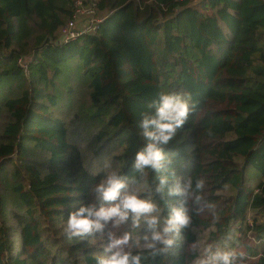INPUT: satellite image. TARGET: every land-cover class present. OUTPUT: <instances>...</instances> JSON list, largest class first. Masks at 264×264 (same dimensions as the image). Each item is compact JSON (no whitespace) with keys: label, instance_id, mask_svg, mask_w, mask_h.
<instances>
[{"label":"trees","instance_id":"trees-1","mask_svg":"<svg viewBox=\"0 0 264 264\" xmlns=\"http://www.w3.org/2000/svg\"><path fill=\"white\" fill-rule=\"evenodd\" d=\"M91 1L107 12L98 32L64 42L58 33L76 0H0V215L8 222L0 264H99L109 233L125 232L142 264H195L209 245L244 246L247 264H264V0ZM73 63L84 79L67 93L88 97L104 123L102 148L121 151L114 171L156 202L161 220L183 197L156 193L159 175L169 186L191 177L193 190L205 180L202 200L185 203L191 224L156 256L141 248L146 231L131 217L80 237L63 231L81 205L101 206L94 189L108 174L90 169L72 123L55 110L56 78ZM162 89L191 94L193 110L163 146L167 170L134 172L145 143L137 122ZM36 149L50 151L41 166L26 158Z\"/></svg>","mask_w":264,"mask_h":264},{"label":"clouds","instance_id":"clouds-1","mask_svg":"<svg viewBox=\"0 0 264 264\" xmlns=\"http://www.w3.org/2000/svg\"><path fill=\"white\" fill-rule=\"evenodd\" d=\"M191 94L162 89L158 99L153 101L154 112L142 114V119L137 122L141 137L145 143L136 152L133 165L134 172L145 173L150 169L155 173H163L171 164V158L165 153L163 146L168 145L177 135L180 128L188 120L194 105L190 103ZM175 175V174H173ZM169 176L159 175L156 193L163 194L167 188L169 195L183 197L179 206H172L166 219L161 220L158 206L154 200L142 196L138 188L129 189L127 182L118 172L111 171L101 178L95 186L98 198L103 202L100 207L81 205L71 212L64 222L63 231L71 237H80L96 231H102L110 222L113 226L126 223L132 219V227L139 228L141 222L147 223L151 230L150 235L145 234L141 245L143 250H148L150 255L156 256L166 249L157 245H171L173 235L179 236L180 230L191 224L192 217L185 203L188 199L195 198L199 203L202 196L199 194L205 187V180H196L193 190L192 178L181 186L177 179L169 186ZM210 207H214L209 205ZM214 219H219L213 214ZM109 243L105 251L110 255L98 256L99 264H142V252L132 254L125 246L132 239L130 232L123 235L109 233ZM195 248V245H193ZM247 253L243 250L215 248L209 245L204 248L195 264H247Z\"/></svg>","mask_w":264,"mask_h":264},{"label":"rangeland","instance_id":"rangeland-1","mask_svg":"<svg viewBox=\"0 0 264 264\" xmlns=\"http://www.w3.org/2000/svg\"><path fill=\"white\" fill-rule=\"evenodd\" d=\"M84 1L86 4H90L91 0H81ZM107 14L106 11H98L96 16H105ZM222 16L225 17L223 12L221 13ZM223 17V18H224ZM92 21V17L88 15L81 16L78 21V26L88 25ZM58 38L61 39L60 32L58 33ZM76 62V61H74ZM75 63L66 67L65 72L58 78L56 81L58 83L57 88V95L58 100L60 101V105H62L59 109H55L57 112H61L63 116H66V119L72 123L74 128L75 134L73 139L78 142L83 148L86 153L89 154L88 166L93 171H98L101 169H105L107 173L117 170L121 166L118 162H121L120 158L117 157V153L121 151H117L116 146L109 147V149H103L102 143L104 134H101L99 128H101L104 123L97 117L94 116V108H92V104L89 103L88 97L84 94L75 93V92H68V87L70 85L76 86L78 80H83L80 74L79 66L74 65ZM84 73V72H83ZM86 81H84L85 83ZM76 114V115H75ZM33 144H31L32 146ZM34 146V145H33ZM38 153L34 155L33 153H29L26 158L32 160L34 163L38 165H42V161H46L48 156L50 155L49 150H43V152L39 149H36ZM40 155V157H38ZM18 154L15 152L12 157L17 159ZM29 156V157H28ZM20 163V162H18ZM46 163V162H45ZM13 165V164H12ZM10 165V166H12ZM9 167V166H8ZM2 184V183H0ZM129 189L138 188L136 184L128 183ZM139 189V188H138ZM14 201V200H13ZM0 225H3L5 229L8 225V222L0 215ZM141 230H145L143 235L149 234L150 229L147 226V223L142 221ZM248 240V239H247ZM251 239H249L250 241ZM244 246L237 247L236 250H243Z\"/></svg>","mask_w":264,"mask_h":264},{"label":"built area","instance_id":"built-area-1","mask_svg":"<svg viewBox=\"0 0 264 264\" xmlns=\"http://www.w3.org/2000/svg\"><path fill=\"white\" fill-rule=\"evenodd\" d=\"M99 10H97L95 3L92 1L90 4H86L84 1L76 0V9L73 16L63 24L60 29L61 39L59 41H69L83 35L85 33H97L99 30L100 23L105 16H96ZM88 15L92 17V21L88 25L78 26V19L83 16ZM21 65L27 70L28 60L21 58ZM249 222L253 223V219L250 218Z\"/></svg>","mask_w":264,"mask_h":264},{"label":"water","instance_id":"water-1","mask_svg":"<svg viewBox=\"0 0 264 264\" xmlns=\"http://www.w3.org/2000/svg\"><path fill=\"white\" fill-rule=\"evenodd\" d=\"M202 1H203V0H192V1L189 2L184 8L195 6V5L199 4V3L202 2Z\"/></svg>","mask_w":264,"mask_h":264}]
</instances>
